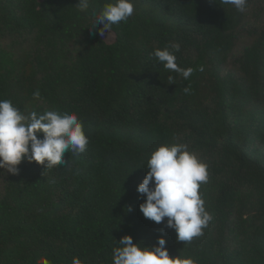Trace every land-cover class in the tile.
<instances>
[{"label": "trees", "instance_id": "obj_1", "mask_svg": "<svg viewBox=\"0 0 264 264\" xmlns=\"http://www.w3.org/2000/svg\"><path fill=\"white\" fill-rule=\"evenodd\" d=\"M105 2L82 12L78 0H0V100L76 113L89 138L58 168L0 169V264H113L126 235L146 246L163 235L195 264H264V0L242 13L219 0H133L112 43L91 28ZM172 44L178 66L195 69L188 80L152 55ZM166 143L208 164L199 191L213 219L186 244L139 207L147 160Z\"/></svg>", "mask_w": 264, "mask_h": 264}, {"label": "clouds", "instance_id": "obj_2", "mask_svg": "<svg viewBox=\"0 0 264 264\" xmlns=\"http://www.w3.org/2000/svg\"><path fill=\"white\" fill-rule=\"evenodd\" d=\"M90 3L91 0H78L76 5L83 12ZM219 3L242 13L248 0H219ZM133 13V0H106L91 28L102 25L99 35L103 37L106 31L109 35L113 25L127 22ZM179 50V44H172L155 49L152 55L166 70L188 80L195 69L178 66L175 53ZM184 91L188 93L190 88ZM33 98L41 99L39 90L33 93ZM88 144L89 138L76 113L45 110L43 114L36 111L25 114L11 100H0V169L7 173L18 174V166L25 159L46 165V169L58 168L66 163V152L82 154ZM146 169V177L137 188L138 193L146 196L139 206L143 216L156 224L167 218L166 227L173 229L177 241L184 244L203 235L213 219L199 191L209 180L208 164L190 151L187 144L166 143L151 152ZM166 243L163 235L154 246L134 243L133 237L126 235L113 249V264H195L191 257L170 255ZM44 264L48 262L45 260ZM73 264H81L80 259L74 258Z\"/></svg>", "mask_w": 264, "mask_h": 264}, {"label": "rangeland", "instance_id": "obj_3", "mask_svg": "<svg viewBox=\"0 0 264 264\" xmlns=\"http://www.w3.org/2000/svg\"><path fill=\"white\" fill-rule=\"evenodd\" d=\"M103 39L107 42V43H112V42H114L115 41V35H114V33H112V32H110L109 33V35H108V32L106 31L105 32V35L103 36ZM214 48L215 47H218V46H216V41L213 43V45H212Z\"/></svg>", "mask_w": 264, "mask_h": 264}]
</instances>
